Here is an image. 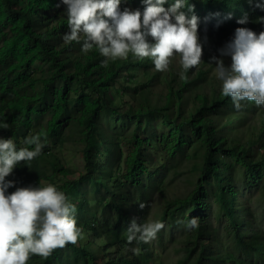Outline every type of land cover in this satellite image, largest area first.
<instances>
[{
	"label": "trees",
	"instance_id": "trees-1",
	"mask_svg": "<svg viewBox=\"0 0 264 264\" xmlns=\"http://www.w3.org/2000/svg\"><path fill=\"white\" fill-rule=\"evenodd\" d=\"M257 4L264 0H187L179 11L198 17L202 47L206 33H221L223 48L237 28L264 31V8ZM145 6L143 0H121L120 10L143 12ZM245 15L247 22L238 24ZM68 31L60 0H0V137L13 139L20 149L25 137L41 134L44 145L39 156L18 163L5 177L15 184L8 193L16 187L54 185L76 206L83 231L76 244L57 248L47 259L32 255L27 264H149L140 258L150 256L148 243L129 244L128 225L133 218L148 221L152 196L166 192L164 177L155 180L149 166L177 172L185 159L193 163L192 188L162 201V220L170 227L196 217L199 226L187 229L176 264H264V231L255 224L250 203L240 197L238 184L241 175L264 189V106L243 101L237 110L231 97L222 95V82L208 65L204 47L200 64L182 79L178 55L163 72L151 58L131 53L104 67L105 57L95 47L84 53L83 40L63 42L61 33ZM224 62L230 65L231 58ZM126 67H138L141 74L133 86L123 83L119 89L131 99L121 108L110 89ZM117 120L119 129H109ZM69 126L82 144L80 168L51 154L50 144L60 143ZM129 127L130 134L121 129ZM158 152L162 158L155 161ZM103 180L111 182L112 195L89 196L108 190ZM214 207L217 232L209 225Z\"/></svg>",
	"mask_w": 264,
	"mask_h": 264
},
{
	"label": "clouds",
	"instance_id": "clouds-1",
	"mask_svg": "<svg viewBox=\"0 0 264 264\" xmlns=\"http://www.w3.org/2000/svg\"><path fill=\"white\" fill-rule=\"evenodd\" d=\"M166 2L143 0L146 6L141 12L129 8L121 11V0H60L69 28L63 40H83L84 53L95 47L105 57L104 67L109 60L127 59L131 53L141 59L151 58L155 69L163 72L168 70L172 57L178 55L183 79L189 69L202 61L199 19L179 11L187 0H174L167 9L163 6ZM246 22L247 15L237 21ZM149 37L154 43L149 42ZM219 52L220 58L211 59L216 77L222 82V95L231 97L237 110L243 101L264 106V31L257 34L249 28H237L233 39ZM223 57L231 58L230 65H225ZM41 139V134H30L23 141L26 146L17 149L13 139L0 137V264H27L32 255L47 259L54 250L76 244L83 235L77 225L76 206L54 185L16 187L8 193L15 184L5 181V177L18 163L32 161L41 154ZM144 207L139 204L141 210ZM198 226L196 217L186 224L191 229ZM163 228L159 220L140 224L133 218L127 228V242L150 243Z\"/></svg>",
	"mask_w": 264,
	"mask_h": 264
},
{
	"label": "rangeland",
	"instance_id": "rangeland-1",
	"mask_svg": "<svg viewBox=\"0 0 264 264\" xmlns=\"http://www.w3.org/2000/svg\"><path fill=\"white\" fill-rule=\"evenodd\" d=\"M66 32L61 33V40H63V36ZM202 41L204 42V49L209 57L208 65H211V70L215 74V62L211 59L212 57L220 58L219 49L222 43V34H212L206 33L204 35ZM117 58L116 60H119ZM224 61L230 60V57H223ZM177 59L174 61L176 65ZM226 65V64H225ZM140 74L141 70L136 67H126L120 71L118 76V81L112 85L110 89L111 98L114 103L118 104L121 108L125 107V102L128 103L131 101L129 96H122L120 94V90L122 88L123 83H127L129 86H133L135 81H140ZM130 75V76H129ZM216 75V74H215ZM131 77L133 81L129 78ZM135 79V81H134ZM114 88H117V92H115ZM47 119L46 116L42 117V121ZM121 120H117L110 123L109 129H119L118 122L120 123ZM253 124H257L259 119L256 118L252 120ZM123 132L126 134H130L132 127L129 128H121ZM74 130L72 127L65 128L61 137L62 141L56 144H50L51 154L56 155L59 157L62 163L68 164L72 167L80 168L81 167V154L80 149L82 144L79 143L78 136L72 132ZM122 150L128 149V142L126 140H122ZM103 147V146H102ZM103 150V149H101ZM101 157H99V161H102L104 153H101ZM155 161H160L162 158V153H154ZM193 163L190 159H185L184 163L179 166V171H166L162 167H160V171H156L155 169L158 166H149V172H151L152 177L154 175V179L158 180L161 177L165 179V188L166 192L164 196H161L158 192H155L154 196L151 198V205L149 208V219L148 220H159L164 224V228L160 230L154 240L148 243L149 250H151L150 256L147 254L140 255L142 260L146 259L149 260V264H176V261L182 257V243H183V236L187 231L186 224L188 220L180 219L178 222H175L176 225H172L168 227L167 221L162 220V212L161 209L163 207V200L169 197L174 196H182L185 195L191 188H192V180L194 179L193 170L190 169ZM105 185H107L108 190L102 189L101 192L92 191L88 193L89 196L93 194L96 196L97 194L104 196H111L110 192H112V184L111 182H107L103 180ZM238 184L240 187V197L242 199L247 200L250 203V206L253 210L254 215V222L259 228L264 231V189L263 184L261 182H247L243 179V176L239 175ZM97 193V194H96ZM104 201V200H103ZM109 200L104 201L107 203ZM112 201V200H111ZM105 205V204H104ZM113 205V204H109ZM106 206V205H105ZM216 207H214L210 212H208L210 217V227L211 230L216 231L217 226H219V221L216 218ZM105 220V218H103ZM178 225V226H177ZM217 232V231H216ZM222 233V232H221ZM228 236H224L223 234L220 236L222 242L227 241ZM136 249L135 246L132 247ZM230 250L233 249L231 245L229 247ZM236 251V250H234Z\"/></svg>",
	"mask_w": 264,
	"mask_h": 264
}]
</instances>
